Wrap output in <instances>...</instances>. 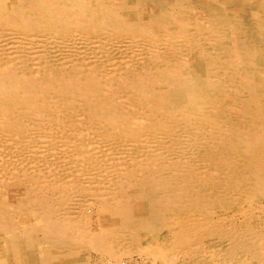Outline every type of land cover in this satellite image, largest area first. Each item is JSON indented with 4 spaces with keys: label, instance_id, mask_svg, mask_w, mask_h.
Instances as JSON below:
<instances>
[{
    "label": "bare ground",
    "instance_id": "6f19581e",
    "mask_svg": "<svg viewBox=\"0 0 264 264\" xmlns=\"http://www.w3.org/2000/svg\"><path fill=\"white\" fill-rule=\"evenodd\" d=\"M189 2L0 0V264H264V0Z\"/></svg>",
    "mask_w": 264,
    "mask_h": 264
},
{
    "label": "rangeland",
    "instance_id": "374dc122",
    "mask_svg": "<svg viewBox=\"0 0 264 264\" xmlns=\"http://www.w3.org/2000/svg\"><path fill=\"white\" fill-rule=\"evenodd\" d=\"M194 1H196V2H194ZM199 2V3H198ZM196 3V4H195ZM199 4V5H198ZM206 4V2H205V0H190V2L189 3H187V4H184V6L185 7H182V10L184 11V9H185V11H191V12H193L194 14H199V13H201L203 10H204V8H205V5ZM195 5V6H194ZM205 5V6H204ZM204 6V7H203ZM189 7V8H188ZM188 8V9H187ZM191 8H193V10H195V11H193ZM202 8V9H201ZM177 8H172V12H175V11H177L176 10ZM197 11H200V12H197ZM197 12V13H196ZM192 13V14H193ZM194 25V24H193ZM196 28H197V26H196ZM172 34H176V33H172ZM173 38V37H172ZM174 40H176V41H178V40H180V38H176V37H174ZM230 95H232V97L235 99V101H239L238 99V97H240L241 95H242V92L241 91H236V92H231V94ZM264 196H262V197H260V198H258L257 200H255L253 203H252V208H251V210H250V216L249 217H244V218H242V216H239L238 217V215H235V221H237V223H240L243 219L246 221L244 224H243V226H245V227H247V228H249V230L250 231H253L255 234H257L258 235V238L261 236H264V231H263V229H264V222L262 221V220H264V216H262V215H264V214H262V212L264 211ZM258 202V203H257ZM255 203V204H254ZM257 205H259V206H257ZM256 207V208H255ZM262 207H263V210H262ZM255 208V209H254ZM258 208V209H257ZM252 209H253V211H252ZM255 210V211H254ZM257 210V211H256ZM252 211V212H251ZM260 211V212H259ZM262 211V212H261ZM264 213V212H263ZM252 214V215H251ZM220 214L219 213H215V214H213V215H211V217L213 218H215V217H218ZM256 216V217H255ZM260 218H259V217ZM208 218H210L209 216H208ZM240 219H242V220H240ZM255 219H257V220H255ZM261 219V220H260ZM240 222H239V221ZM257 221H258V223H257ZM263 222V223H262ZM249 223V224H248ZM254 223H255V225H254ZM257 223V224H256ZM247 224H248V226H247ZM251 224V225H250ZM252 228H254V229H256V230H254V229H252ZM263 227V228H262ZM239 228V227H238ZM260 228V229H259ZM252 229V230H251ZM258 229V230H257ZM241 230H243V229H241ZM248 230V229H247ZM255 231H261L260 233H256ZM263 232V233H262ZM262 233V234H261ZM259 234H261V235H259ZM257 235H253V233H252V236L253 237H257ZM264 239V238H263ZM259 241H261V239L259 240ZM264 240H262V242H263ZM258 253V252H257ZM226 261H228V260H226L225 259V262ZM224 264H226V263H224Z\"/></svg>",
    "mask_w": 264,
    "mask_h": 264
}]
</instances>
